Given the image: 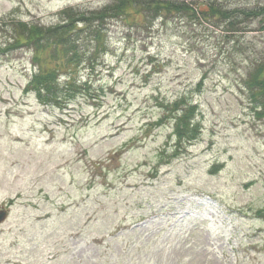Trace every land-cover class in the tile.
<instances>
[{
    "label": "rangeland",
    "instance_id": "374dc122",
    "mask_svg": "<svg viewBox=\"0 0 264 264\" xmlns=\"http://www.w3.org/2000/svg\"><path fill=\"white\" fill-rule=\"evenodd\" d=\"M108 2L0 0V44ZM138 21H106V52L74 77L87 93L59 107L24 92L30 52L0 53V264H264V120L245 86L261 22ZM181 96L201 134L171 159L172 122L153 125Z\"/></svg>",
    "mask_w": 264,
    "mask_h": 264
},
{
    "label": "trees",
    "instance_id": "16d2710c",
    "mask_svg": "<svg viewBox=\"0 0 264 264\" xmlns=\"http://www.w3.org/2000/svg\"><path fill=\"white\" fill-rule=\"evenodd\" d=\"M257 7L240 8L220 0H110L95 12H79L66 9L59 15L57 23L50 26L15 22L9 41L0 44V53L24 47L31 54L32 76L24 92L35 95L42 105L61 106L66 99L84 91L88 84L75 82L79 67L94 68L97 59L107 50L105 24L108 19H121L132 24L153 19L166 21L174 16L178 19H204L221 23L226 31L236 33L245 30L248 24L259 20L264 30V0ZM163 21V22H164ZM247 72L245 86L253 102L255 117L264 120V58L253 61ZM60 79L63 82L60 83ZM202 85V78L196 87ZM199 90V89H198ZM163 114L154 121L160 127L165 121L172 122V143L169 148L171 159L196 141L201 127L196 120L197 105L186 96L173 102L160 104ZM218 168L211 169V173ZM264 218V211H256Z\"/></svg>",
    "mask_w": 264,
    "mask_h": 264
},
{
    "label": "water",
    "instance_id": "95a60500",
    "mask_svg": "<svg viewBox=\"0 0 264 264\" xmlns=\"http://www.w3.org/2000/svg\"><path fill=\"white\" fill-rule=\"evenodd\" d=\"M7 216V211L0 210V224L6 221Z\"/></svg>",
    "mask_w": 264,
    "mask_h": 264
},
{
    "label": "flooded vegetation",
    "instance_id": "af4514ba",
    "mask_svg": "<svg viewBox=\"0 0 264 264\" xmlns=\"http://www.w3.org/2000/svg\"><path fill=\"white\" fill-rule=\"evenodd\" d=\"M8 206H10V205L6 204V205L0 206V208L3 210L9 211Z\"/></svg>",
    "mask_w": 264,
    "mask_h": 264
}]
</instances>
